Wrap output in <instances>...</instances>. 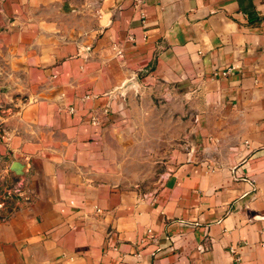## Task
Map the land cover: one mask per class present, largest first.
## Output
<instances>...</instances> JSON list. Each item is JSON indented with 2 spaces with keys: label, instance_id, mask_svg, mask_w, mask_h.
I'll return each instance as SVG.
<instances>
[{
  "label": "crops",
  "instance_id": "0c3cea01",
  "mask_svg": "<svg viewBox=\"0 0 264 264\" xmlns=\"http://www.w3.org/2000/svg\"><path fill=\"white\" fill-rule=\"evenodd\" d=\"M4 101L0 264H264V0H0ZM131 101L185 116L153 193L111 177Z\"/></svg>",
  "mask_w": 264,
  "mask_h": 264
},
{
  "label": "rangeland",
  "instance_id": "374dc122",
  "mask_svg": "<svg viewBox=\"0 0 264 264\" xmlns=\"http://www.w3.org/2000/svg\"><path fill=\"white\" fill-rule=\"evenodd\" d=\"M87 52L88 48L83 51L84 54ZM77 81L80 96L90 94L91 90L85 88L86 74H79ZM131 102L126 103L121 113H108L110 118L106 128L111 130V135L105 139V144L110 149L107 156L111 177L115 181L119 178L126 181L124 187L127 189L142 194L153 193L162 175L169 170L166 163L176 157L174 150L186 151L189 144V138L180 132L184 128L185 116L181 107L171 106L168 101ZM13 104L12 101L0 103V126L20 110L18 103ZM69 108L63 104L60 113L69 112ZM51 115L47 112L48 119L52 118ZM121 132L123 137L119 136Z\"/></svg>",
  "mask_w": 264,
  "mask_h": 264
},
{
  "label": "built area",
  "instance_id": "2783aa9c",
  "mask_svg": "<svg viewBox=\"0 0 264 264\" xmlns=\"http://www.w3.org/2000/svg\"><path fill=\"white\" fill-rule=\"evenodd\" d=\"M231 71V68H227L225 70H223L221 72V75L222 76H225L227 74H229ZM96 122V119H93V123ZM21 186L22 185H17L16 187H13L8 193L7 195H10V194H14V195H19V193H21ZM149 232V230H148ZM229 251L230 253H232L234 256H235V260L237 261L239 259V257L237 256V252H236V247L232 246V247H229Z\"/></svg>",
  "mask_w": 264,
  "mask_h": 264
},
{
  "label": "water",
  "instance_id": "95a60500",
  "mask_svg": "<svg viewBox=\"0 0 264 264\" xmlns=\"http://www.w3.org/2000/svg\"><path fill=\"white\" fill-rule=\"evenodd\" d=\"M24 164L19 160H14L10 164V170L16 175H21L23 173Z\"/></svg>",
  "mask_w": 264,
  "mask_h": 264
}]
</instances>
